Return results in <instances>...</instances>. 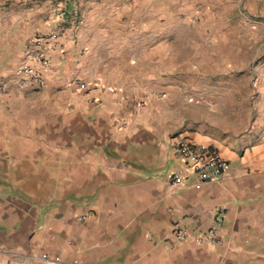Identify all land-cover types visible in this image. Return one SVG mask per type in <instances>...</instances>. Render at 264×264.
Returning a JSON list of instances; mask_svg holds the SVG:
<instances>
[{
	"label": "crops",
	"instance_id": "0c3cea01",
	"mask_svg": "<svg viewBox=\"0 0 264 264\" xmlns=\"http://www.w3.org/2000/svg\"><path fill=\"white\" fill-rule=\"evenodd\" d=\"M223 5L0 0V264H264V66L214 70L207 22L197 50ZM183 143L229 172L172 185Z\"/></svg>",
	"mask_w": 264,
	"mask_h": 264
},
{
	"label": "rangeland",
	"instance_id": "374dc122",
	"mask_svg": "<svg viewBox=\"0 0 264 264\" xmlns=\"http://www.w3.org/2000/svg\"><path fill=\"white\" fill-rule=\"evenodd\" d=\"M222 1L224 5L220 8L210 7L208 11L194 14L200 45L197 50L202 52L205 49L206 41L200 39L202 29H199V23L207 22L212 41L208 46L214 54L210 61L215 66L213 69L221 68L227 60L232 75L239 77L247 71L257 72L264 66V0ZM219 76L217 73L216 77ZM244 80L242 78V83L236 85L241 86Z\"/></svg>",
	"mask_w": 264,
	"mask_h": 264
},
{
	"label": "built area",
	"instance_id": "2783aa9c",
	"mask_svg": "<svg viewBox=\"0 0 264 264\" xmlns=\"http://www.w3.org/2000/svg\"><path fill=\"white\" fill-rule=\"evenodd\" d=\"M43 41L42 37H38L35 45L41 47ZM45 52L43 48L33 51L29 50L27 57L42 66H46ZM36 79L37 73L31 67L25 66L22 68L20 78L15 82V86L17 88H23L29 86ZM77 88L79 91H85L87 86L82 83ZM179 154L184 162V167L178 168L170 174L169 178L172 185H185L191 176L195 175L198 181L195 189H200L201 184L212 182L213 180L226 176L230 169L229 164L219 154L197 151L188 143L180 145ZM224 212V207L216 208L213 213V219L205 233L200 236H192V241L199 244H218V232L224 222L222 217ZM185 240V236L181 235L179 237L180 242H184ZM52 262L57 264H79L77 260L63 262L59 256L54 257Z\"/></svg>",
	"mask_w": 264,
	"mask_h": 264
}]
</instances>
